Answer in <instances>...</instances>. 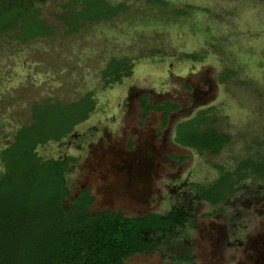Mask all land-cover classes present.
Returning <instances> with one entry per match:
<instances>
[{"label": "rangeland", "instance_id": "rangeland-1", "mask_svg": "<svg viewBox=\"0 0 264 264\" xmlns=\"http://www.w3.org/2000/svg\"><path fill=\"white\" fill-rule=\"evenodd\" d=\"M69 1H33L53 26L49 35L27 43L14 38L17 28L0 30V148L32 123L33 104L91 96L92 110L75 134L62 145L50 141L36 149L43 157L77 159L65 174L67 207L88 188L92 212L162 211L166 184L176 182L177 192L189 196L190 182L213 180L220 166L264 160V59L245 55L244 33H226L221 22L231 24L235 13L227 8L230 0H124L127 9L116 17L74 33L57 17ZM174 8L186 12L175 16ZM109 63L114 67L106 73ZM143 94L148 103L169 100L177 107L145 112ZM202 110L231 136L217 155L175 142L177 123ZM44 123L54 131L63 126L56 115ZM238 191L236 198L249 196L212 216L210 206L196 205L191 260L177 261L189 247L179 254L162 243L155 253L136 254L125 264H264V175L251 170ZM156 198L162 201L154 203ZM246 230L250 234L243 235Z\"/></svg>", "mask_w": 264, "mask_h": 264}, {"label": "trees", "instance_id": "trees-1", "mask_svg": "<svg viewBox=\"0 0 264 264\" xmlns=\"http://www.w3.org/2000/svg\"><path fill=\"white\" fill-rule=\"evenodd\" d=\"M8 3L0 4L1 31L17 28L14 38L18 40L53 32V26L44 29L46 21L40 17L38 6L31 5L28 14L27 0H8ZM150 3L166 5L165 0H150ZM126 9L124 2L114 7L108 6L105 0H90L83 10L57 17L64 21L67 32L72 33L78 29L80 19H110ZM172 11L175 16L186 12L183 8ZM112 67L111 64L105 72L111 73ZM91 104L90 94L69 103L33 104L32 123L17 129L10 145L0 151V264H125L126 259L137 253L154 252V233L167 230L168 224L174 223L171 218L169 222L156 213H147L141 218L108 210L92 213L94 197L88 188L79 191L70 200L69 207L66 206L65 199L71 192L64 174L77 159L69 156L43 160L35 149L50 141L62 145L73 125L86 117ZM139 104L145 112L169 113L177 107L170 101L148 103L146 94ZM50 115L60 117L63 123L56 131L45 126L44 120ZM210 116L209 111L202 110L179 122L175 141L217 154L230 142L231 136L220 132L209 121ZM174 158L181 162L185 156ZM247 168L264 175V160L243 159L237 170ZM229 179L227 173L217 184L216 193L205 195V199L211 204L221 202L230 189L226 182Z\"/></svg>", "mask_w": 264, "mask_h": 264}, {"label": "flooded vegetation", "instance_id": "flooded-vegetation-1", "mask_svg": "<svg viewBox=\"0 0 264 264\" xmlns=\"http://www.w3.org/2000/svg\"><path fill=\"white\" fill-rule=\"evenodd\" d=\"M123 1L124 0H119L117 3H111L110 0H105L106 4L108 6H114V7L119 6L121 3H123ZM89 2H90V0H71V1H69L65 5V15L66 16H71L72 14H74L75 12H78L79 10H83L89 4ZM32 3H33L32 0H27V4L30 5L29 7H26V10L28 11V14L31 13V5H32ZM35 7H37V6H35ZM119 13L120 12H118V14ZM117 15H115L113 17H116ZM113 17H111V18H113ZM103 20H106V19H102V20H98V21H96V20H90L89 21V20L80 19L79 22H78V25H77L78 29L76 31H73L72 33L77 32L82 27V25H85V24H88V23L100 22V21H103ZM62 22H63V24L65 26V29L67 30V26L65 25L64 21H62ZM49 26L50 25H47L46 22L43 25L44 29L48 28ZM37 37H44V36H35V37H32V38H26L24 40H20V39L19 40L17 39V40L19 42H27L28 43V42L32 41L33 39H35ZM110 65H111V63H109L107 65L108 68H109ZM108 68H106V70ZM165 101H169V100H165ZM165 101H163L161 103H154V104H162ZM91 110H92V104L86 110V117H84L83 119H81L80 121H78L77 123H75L73 125L71 131L63 139V141H65L67 138H69L70 136L75 134V132H77L76 131V127L81 122H83L84 120L87 119V117L89 116V113L91 112ZM194 116L195 115H193L191 117H194ZM191 117H188L186 119H189ZM183 120H185V119H183ZM183 120H181V121H183ZM14 134H15V132H14ZM14 134H13V136H14ZM174 136H175V131H174ZM12 141H13V137H12ZM10 143L7 144V145L2 146L0 148V151L5 149L8 145H10ZM55 143L59 144V142H55ZM177 144L180 145V146H183V145H181L179 143H177ZM183 147H186V146H183ZM187 148H192V147H187ZM36 149H37V147H36ZM36 149H35V152H36L37 156L42 157L43 160H48V159H51V158H53L55 160H59V159H66L67 157L71 156V155H66V154L63 155L62 154L59 157H50V156L43 157L37 152ZM222 149H223V147L221 148V150ZM204 151H206V150H204ZM217 154H214V155H217ZM242 160L243 159L237 161L231 167L224 166V165L220 166L221 169H219L218 175L211 181H206L205 180V181H201V182H196V181L190 182L191 191H190V195L189 196H187V195H183L182 196L181 194H179L177 192L178 185H177L176 182H173V183H171L169 185L166 184L165 188H166V191L168 193V195H167L168 198H167V201H166V206H165V208L162 211L161 210L151 209V210H148L145 213H142L141 215H136V214L127 215V212H129V211L126 210V209L125 210L124 209H122V210H108V211L112 212V213H116V214L120 213L123 216L129 217V218H141V217L145 216L147 213H156V214H159L161 216H164V219L166 221H169V222L173 221L174 223H169L168 224L167 230H159V232L154 233V241L153 242H154V244L156 246L155 247V251L154 252H144V253H149V254L155 253L156 251L161 249L162 243H165L166 244V246H165L166 250L172 251L173 253L175 251L178 252L179 254L180 253H185V252H187L186 251L187 247H189V249H190L189 253H187V254H185L183 256L180 255L179 257H177V261L181 262L183 260H186V261L191 260V258H192L191 254L193 252V248L191 247V242H192L193 233H195V230H189V225L195 219L196 205H198L200 203H205L208 206H210L212 208V211H214V212L211 213V216H212V215L218 213L225 206H227L228 203L229 204H231V203L234 204V203H237L239 200L243 199L244 197L249 196V195H245L243 193V194H241L240 197L236 198V195L239 193L238 189L243 184V182H244L246 176L248 175V173L252 170L250 168H247L245 170L238 171L237 170L238 166H239V164L241 163ZM68 170H69V168H67L65 170V174L68 172ZM227 173L230 175V179L227 180L226 182H227L228 186H230V189L226 190L221 202H218L216 204H211L210 202H208L205 199V195L211 196L213 193H216L215 189L217 188L216 187L217 184L220 182L222 177H224ZM233 198H236V200L233 201ZM161 201L162 200H160L159 198H156V199L153 200V202L154 203L157 202V204H158V202L160 203ZM127 209H130V208H127ZM104 210H107V209L97 210V211H93V212L91 210L90 211L92 213H95V212L104 211ZM208 216H210V214ZM170 218H171V221H170ZM230 226H234V224H231ZM235 233L238 234L237 232H234V234ZM248 234H250V232H249V230H246L243 235H248ZM184 243L186 245H184ZM137 254H139V253H137ZM141 254H143V253H141Z\"/></svg>", "mask_w": 264, "mask_h": 264}, {"label": "clouds", "instance_id": "clouds-1", "mask_svg": "<svg viewBox=\"0 0 264 264\" xmlns=\"http://www.w3.org/2000/svg\"><path fill=\"white\" fill-rule=\"evenodd\" d=\"M227 8L235 13L230 17L231 24L221 22L226 33H244L245 55L249 59H264V0H230Z\"/></svg>", "mask_w": 264, "mask_h": 264}]
</instances>
